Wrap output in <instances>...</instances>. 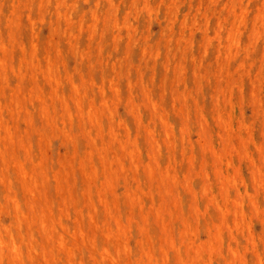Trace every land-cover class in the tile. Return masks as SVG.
I'll return each instance as SVG.
<instances>
[{
  "label": "rangeland",
  "instance_id": "rangeland-1",
  "mask_svg": "<svg viewBox=\"0 0 264 264\" xmlns=\"http://www.w3.org/2000/svg\"><path fill=\"white\" fill-rule=\"evenodd\" d=\"M245 263L264 0H0V264Z\"/></svg>",
  "mask_w": 264,
  "mask_h": 264
},
{
  "label": "bare ground",
  "instance_id": "bare-ground-1",
  "mask_svg": "<svg viewBox=\"0 0 264 264\" xmlns=\"http://www.w3.org/2000/svg\"><path fill=\"white\" fill-rule=\"evenodd\" d=\"M233 1V0H232ZM108 3V2H107ZM147 4H145V6H146ZM147 7V6H146ZM173 15H175V14H173ZM104 17V16H103ZM106 17V16H105ZM107 19V18H106ZM115 19V18H114ZM238 19V18H237ZM116 21V20H115ZM108 22V21H107ZM231 26V25H230ZM187 35V34H186ZM2 61V60H1ZM242 65V64H241ZM73 88V87H72ZM17 91V90H16ZM13 96V95H12ZM19 97V96H18ZM11 100H12V98H11ZM62 103H64V102H62ZM79 105V104H78ZM64 106V105H63ZM66 106V105H65ZM64 106V107H65ZM46 107V106H45ZM78 108V107H77ZM181 108V107H180ZM181 111V110H180ZM199 120V119H198ZM197 120V121H198ZM184 122V121H183ZM224 124V123H223ZM225 125H227V124H225ZM169 130V129H168ZM223 133V132H222ZM188 134H186V136H187ZM166 136V135H165ZM182 136V135H181ZM204 139V138H203ZM239 139V138H238ZM150 141V140H149ZM152 141V140H151ZM232 145V144H231ZM156 146V145H155ZM148 167V166H147ZM149 168V167H148ZM24 175V174H23ZM26 175V174H25ZM63 175V174H62ZM64 177V176H63ZM63 177L61 178V180L63 179ZM256 180V179H255ZM58 185V184H57ZM225 188V187H224ZM62 189H66V188H62ZM69 190H70V188H69ZM31 191V190H30ZM29 192V191H28ZM32 192V191H31ZM69 193V192H68ZM30 196H32V195H30ZM29 196V197H30ZM36 196V195H35ZM251 198V197H250ZM255 203V202H254ZM254 203H252V204H254ZM33 207V206H32ZM34 208V207H33ZM28 209V208H27ZM30 209H31V206H30ZM29 211H31V210H29ZM223 216V215H222ZM91 219V218H90ZM115 221V220H114ZM75 232V231H74ZM76 233V232H75ZM76 235V234H75ZM251 237V236H250ZM76 238V237H75ZM212 243V242H211ZM212 245V244H211ZM200 246H201V244H200ZM209 246V245H208ZM207 246V247H208ZM212 248V247H211ZM211 248H209V249H211ZM71 249V248H70ZM233 251V250H232ZM12 253H14V252H12ZM68 256V255H67ZM244 258V257H243ZM237 259H238V257H237ZM242 259V258H241ZM66 260V259H65ZM19 261V260H18ZM260 261V260H259ZM188 262V261H187ZM246 264V263H245ZM259 264H261V263H259Z\"/></svg>",
  "mask_w": 264,
  "mask_h": 264
}]
</instances>
